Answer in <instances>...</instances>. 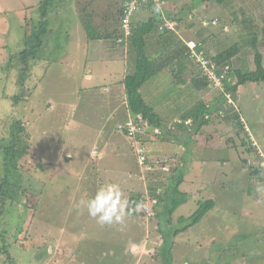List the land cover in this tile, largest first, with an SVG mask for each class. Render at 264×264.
<instances>
[{
    "label": "rangeland",
    "instance_id": "1",
    "mask_svg": "<svg viewBox=\"0 0 264 264\" xmlns=\"http://www.w3.org/2000/svg\"><path fill=\"white\" fill-rule=\"evenodd\" d=\"M40 1L42 0H0V142L8 137L11 123L19 118L23 127H26L24 134H26L25 138L29 144L25 155L19 162L20 184L10 182L5 187L0 186V192L6 191L10 194V197L3 201V196L0 193V205H7L4 216H0V234L6 231L4 237L10 244L8 251L16 264H59L58 258L61 256L65 260L61 264H70L66 261L72 259H74L72 260L73 264H159L153 260L156 247L161 244V238L156 232L157 219L153 210L150 209L151 201L145 204V213L141 217L126 215L123 222L112 225L97 223V220L91 217L87 211L88 199L95 194L100 186L117 184L124 197L128 199L125 188L144 191L150 177L147 174L146 179L141 175L133 177L131 171L136 168L137 172L135 156L127 148L123 136L114 129L117 124L115 118L108 116L107 110L112 114L120 115V96L117 97L118 102L109 99L120 90H112L105 97L101 92L105 90L100 89L101 91H96L100 100L97 96H90L84 102L88 96V90L84 89L85 87L81 89L79 84L83 83L82 77L86 73L96 72V69H99L94 70V62L100 64L95 61L94 52L101 44L85 39L84 30L81 29L82 24L79 22L80 28L76 19L78 18L76 12L82 6L64 9L60 13L63 17L59 32L62 36L61 40L67 46L65 48L69 49L65 58L67 57L66 60L70 61V65L64 66V68L56 64L50 65V62L41 59L43 53L39 51L37 58L30 61L26 77L22 80L27 91L30 89L33 91L29 100L14 104L11 99L5 98L4 94L16 92L17 88L22 89L20 81L21 69L24 68V65L19 59V51L23 46L24 35L19 28L14 27V22L24 19L27 26L30 23V31L37 27ZM63 1L69 4L72 0ZM107 1L110 0H95L89 6V9L95 12L94 21L103 23L100 28L101 33L112 32L114 29L110 24L104 23L103 8ZM240 1L230 0L229 5L240 9L241 6L237 4ZM247 1L250 2V0ZM174 2L169 4V9L172 11L173 7H176L175 13L183 7V4L188 6L202 2L210 10L209 16L215 14L220 16L218 25L215 26L217 37L219 36L221 41V44L217 46V51L234 44L240 38L247 41L248 35H246L245 28L252 25L251 21L248 19L246 23L233 25V22L227 18V14L230 13L225 9V6L219 5L215 0H174ZM243 2L245 1L243 0ZM252 4L250 11L256 20L255 23L263 28L264 0H253ZM195 11L198 10L195 9ZM52 14L51 21L57 24V13L53 12ZM141 14L136 13L135 16H141ZM236 14L241 16L239 12ZM249 15L251 14L249 13ZM66 24L67 26H65ZM64 26L71 33L70 44L63 36L66 29L63 28ZM188 27L190 26L188 25ZM106 28L107 30L104 31ZM197 28L198 25L194 24L193 29ZM183 33L186 35L184 31H177L178 35L185 38ZM72 42L74 43L72 44ZM107 42L109 44L112 41L109 39ZM261 42H264V38L261 39ZM242 44L247 52L248 49L252 50V47L246 45L245 42ZM56 48L57 44L53 47L49 45L44 50L46 53L48 51L54 53ZM83 52L87 53L86 59H84L85 55L82 58ZM121 52L127 54V48L120 49L118 53L121 54ZM60 55H64V53L56 54V56ZM211 55L213 56V53ZM106 63L109 64V70L118 71L121 68V65L115 61ZM94 78L97 83L110 81V78H101L99 75ZM175 81L171 71L163 70L146 85L144 94L148 99L157 97L154 100H160L159 92L173 87L172 83ZM263 90L257 89L260 94L255 92V84L250 83L240 87L237 95L238 100H243L245 104L248 102L246 105H249L252 111L251 125L256 129L260 140L264 138V115L261 116L260 113V111L264 113ZM205 96L210 100L214 98L212 93H206ZM36 97L41 101L35 102ZM123 99L125 101V98ZM65 101L72 103L71 109L68 108V103L62 106V102ZM260 117H263V122H260ZM221 125L217 119H212L201 132L190 136L189 142L185 143V145L188 143V146H182L180 149L181 152L191 149L188 154V159L191 160L189 169L191 171L195 169L196 173H200L198 179L187 176L188 180L181 187L183 191L188 192L189 196L195 194L193 191L196 189H201V192L206 190L207 193H204V196L214 192V188H210L209 191L207 188L209 187L208 181L215 173H210L207 170L209 164L205 168L201 165L208 158L222 159L228 158L232 154L227 147L220 145L224 143L220 138L223 136V126ZM103 126L104 130L106 127L110 130L111 136H107L106 131L101 132ZM101 140V143L104 144V156L101 159H96V156L91 155L92 158H89L90 147ZM112 143L117 147L126 148L120 152L113 145L108 150ZM169 149L167 151H179V146L173 143ZM87 160L92 162L86 163ZM213 168L218 170V166L215 164ZM2 170V161L0 160V175ZM43 171L49 175L46 179H44V174H41ZM257 186L259 188L258 183L255 187ZM215 194L220 196L222 203L220 209L243 206L242 201L238 202L240 201L239 197L228 198L220 191ZM261 196L259 193L251 201L257 212H263L260 207L264 199L260 198ZM192 201L193 197L191 202H187L179 208V212L185 215L193 212L196 205L193 206ZM11 203L14 204L11 205ZM220 209L214 207L211 210V219L214 224L220 220L221 216H224ZM231 209L232 212L235 210ZM177 213L174 214L175 217ZM226 222L230 223L227 219ZM202 224L193 230L197 231L202 227ZM231 224L233 223L231 222ZM114 227L123 228V234ZM205 228L210 227L205 226ZM220 230L222 229L216 230V236L221 240L224 235ZM188 233L194 235L193 231ZM188 236L186 235L184 239L187 240ZM228 236L224 237L225 241ZM184 239L178 240L175 250L176 264H264V244L261 243L254 245L255 248L259 247L255 257L246 256L241 259L237 256L240 260L233 262L235 256L230 252L222 253V257L219 258V255L212 254L209 248L197 249L198 245H189L188 241L186 242ZM60 241L65 242L63 247L60 246ZM195 250L196 252H194ZM29 260L30 262H28ZM0 264H6L2 254L0 255Z\"/></svg>",
    "mask_w": 264,
    "mask_h": 264
},
{
    "label": "trees",
    "instance_id": "2",
    "mask_svg": "<svg viewBox=\"0 0 264 264\" xmlns=\"http://www.w3.org/2000/svg\"><path fill=\"white\" fill-rule=\"evenodd\" d=\"M94 1L72 0L66 4L63 0H42L38 7L39 22L32 31L30 23L27 26L24 19L14 22V27L19 28L24 35L23 46L19 51V59L24 65L21 69L22 89L17 88L16 92L4 94L5 98L11 99L14 104L29 100L33 91H27L22 80L26 77L30 61L37 58L47 36L58 35L63 17L60 13L64 9L82 6L76 14L86 32V38L101 44L108 54L106 58L123 60L126 74L122 82L128 115H141L143 118V121L137 122L141 126L138 133L129 134L125 125L126 119L116 124L114 129L123 136L127 148L135 156L137 172L136 168L131 171L133 177L141 175L146 179V174L150 177L144 191L126 187L125 193H128V208L131 210V214L127 216L141 217L145 213V204L152 202L150 209L157 219L156 232L161 238L153 260L159 264H176L175 250L178 240L184 239L186 235L189 236L184 240L189 245H198L197 249L209 248L219 258L225 252L235 256L233 262L240 260L238 257H255L259 247L255 248L254 245L260 244V240L264 243V213L257 212L251 201L259 193H264V138L260 140L256 129L251 125L252 111L246 105L248 102L245 104L237 96L239 88L250 83L255 84L257 93V89H264V42H261L264 38V27L261 28L255 23L250 11L253 0L237 2L240 9L229 5L230 0H215L219 5L225 6L230 13L227 18L233 25L246 23L248 19L252 24L245 28L247 41L240 38L221 51H217L221 41L215 30L220 16L215 13L209 16L210 10L202 2L188 6L183 4L175 13L176 7L172 11L169 9V4L175 3L174 0H110L104 3V23L110 24L114 29L112 32L101 33L103 23H96L93 18L95 12L89 9ZM53 12L58 16L57 24L51 21ZM136 13L142 14L135 16ZM212 18L217 20V24H212ZM126 19L130 29L127 36L123 26ZM194 24L198 25L197 29H193ZM188 25L190 27L187 28ZM106 30L107 28L104 29ZM178 30L186 33H183L185 38L177 34ZM109 39L112 42L108 44ZM190 40L195 42V52L203 55L207 63L193 57L188 46ZM242 42L252 47V50L248 49L247 52ZM124 47L127 48V54H119V50ZM163 70L171 71L174 76L176 81L172 83L173 87L160 91V100H154L157 97L148 99L144 88ZM206 93H212L214 98L210 100L205 96ZM260 113L261 116L264 115L263 111ZM212 119H217L222 124L223 136L220 138L224 143L220 145L227 147L232 154L228 158H208L203 162L201 167L205 168L209 164L206 169L215 173L208 181L207 188V191L214 188V192L204 196L206 190L202 193L201 189H196L195 192L199 193L193 202V206H196L193 212L185 215L179 212V208L187 203L189 195L181 187L188 180L187 176L198 179L200 173L189 169L191 160L188 159V154L191 149L183 152L180 149L188 146L185 143L189 142L190 136L201 132ZM259 120L263 122V117ZM24 129L21 119H15L10 125L8 137L0 142L3 168L0 186L5 187L10 182L19 185L21 182L19 162L29 147ZM173 143L179 146V151H167ZM214 164L218 166V170H214ZM46 173H41L44 174V179L49 176ZM257 183L259 188L255 187ZM218 191L228 198L239 197L238 202L242 201L243 206L220 209V196L215 194ZM0 193L3 201L10 197L6 191ZM137 206L139 211L136 210ZM214 207H218L224 214L217 225L211 219V210ZM6 208L7 205H0V216H4ZM231 208L235 210L232 212ZM226 219L233 224L227 223ZM200 224L202 227L194 231ZM204 225L210 228H205ZM114 228L123 234V228ZM217 229H222L220 231L224 236L220 235L223 236L221 240L216 236ZM189 231H193L194 235L188 233ZM4 233L6 231L0 234L1 254L4 255L6 264H16L8 251L10 244L7 243ZM226 236L227 241L224 240ZM63 261L65 260L62 256L58 258L59 264Z\"/></svg>",
    "mask_w": 264,
    "mask_h": 264
},
{
    "label": "crops",
    "instance_id": "3",
    "mask_svg": "<svg viewBox=\"0 0 264 264\" xmlns=\"http://www.w3.org/2000/svg\"><path fill=\"white\" fill-rule=\"evenodd\" d=\"M77 21H78L79 27L81 28V26H80L81 24L79 23L78 18H77ZM81 29H83V28H81ZM83 32H85V31H83ZM83 35L85 36V33H83ZM63 36H65V38L68 39L67 40V43H68L70 41L71 33L67 30V27H66V29L63 32ZM61 39H62V36H61L60 32L58 33V35L57 34H55V35L53 34L52 37L51 36H47L46 40H44V42H43V46L41 47L40 51L43 53V56L41 57V59L43 61L50 62V65H55L56 64V65H59L60 67L64 68V66H67V65L69 66L70 65V61L66 60L67 57L65 58L66 54L69 52V49H66L67 46L65 45V43ZM85 39H86V36H85ZM55 40H57L58 42H56ZM73 43L74 42H72V44ZM55 44H57V48L55 49L54 53H52L51 51L50 52L48 51V53L45 52L44 48H48L49 45H50V47H53ZM69 44H70V42H69ZM86 44L88 45V42H86ZM65 46H66V48H65ZM64 48H65V50L63 51ZM61 53H64V55L56 56V54H61ZM94 53H95L94 56H96L95 57V61L100 63V64H97V63L94 62V70L96 68H99V69H96V72L90 71L89 73H86V75H84L82 77V82L83 83L79 84L81 89L85 87L84 89L88 90V93H87L88 96H87V98L85 99L84 102H86L90 96H92V97L97 96L99 98V100H100V96L96 93L97 90L101 91V90L104 89L105 91H101V92H102L103 96L106 97L108 92H110L112 90L119 89L120 92L119 93L116 92V95H113V97H109V99L110 100L112 99L113 101L118 102L117 97L120 96L119 97V101L121 102L120 115L112 114L109 110H107V113L110 114V115L108 114V116H113L115 118V121H116L117 124L121 123V121H123V120L125 121V119H127V117L129 116L128 115V111H127L126 96H125V93H124L125 92L124 91V85H123V82H122L124 77H125V74H126V67L124 66V62H123L122 59L111 60V58L110 59L106 58L108 56V54H107L105 48L101 47V45L98 47V50L96 52H94ZM84 55H85L84 59H86L87 53L83 52L82 53V58L84 57ZM119 58H121V57H119ZM47 59H50V60H47ZM88 59H89V57H88ZM124 60H125V58H124ZM114 61L117 64L121 65V68L118 71L109 70L110 68L108 69L109 64H107L106 62H114ZM103 64H105V65L103 66ZM44 75L46 76V73H44ZM97 75H99L101 78L108 77V78H110V81L108 83H105L103 81L97 83L96 79L94 78V76L96 77ZM123 98H125V101H124ZM39 100L40 99H38L36 97V102H38ZM69 101H71V100H69ZM66 103H68V108L71 109L72 106H73L71 102H66V101L62 102V106H65ZM116 108H117V104H116ZM102 131H104V132L106 131L107 136L108 135L111 136L110 130L107 127L104 130V126H103V128H101V132ZM112 138L114 139L115 137L113 136ZM101 142H102V140L99 143H96V144H94V145H92L90 147L89 156H88L89 158H92V156L94 155V156L97 157L96 159H101L104 156V152H103L104 144L101 143ZM113 145H114V143H112V145H109L108 150ZM114 146H115L114 148L116 150L120 151V152L123 149L126 148V147H117L116 145H114ZM87 162L90 163L92 161L91 160H87L86 163ZM99 168H101V167H99ZM101 169H103V168H101ZM193 192L195 194H192V196H189L188 199H187V202H191L192 197H193V201H192V203H193L195 201V199L197 198L199 193H197L195 191H193ZM261 195L262 196L260 198L264 199V193H261ZM259 203H260V201L258 200V204ZM260 208H262V210L264 212V201H262V206ZM222 229H224V228H222ZM226 230H227V227H226ZM64 243L65 242L60 241V246L63 247ZM259 243L264 244L262 240H260ZM67 245H69V244L67 243ZM73 263H74V261H70V264H73Z\"/></svg>",
    "mask_w": 264,
    "mask_h": 264
},
{
    "label": "clouds",
    "instance_id": "4",
    "mask_svg": "<svg viewBox=\"0 0 264 264\" xmlns=\"http://www.w3.org/2000/svg\"><path fill=\"white\" fill-rule=\"evenodd\" d=\"M212 20L216 19L212 18ZM188 43L195 42L190 40ZM86 207L88 214L101 225L121 223L126 215L131 214V210L128 208V200L124 197L122 190L117 184L100 186L95 194L88 199ZM136 210L139 211V206H137Z\"/></svg>",
    "mask_w": 264,
    "mask_h": 264
},
{
    "label": "built area",
    "instance_id": "5",
    "mask_svg": "<svg viewBox=\"0 0 264 264\" xmlns=\"http://www.w3.org/2000/svg\"><path fill=\"white\" fill-rule=\"evenodd\" d=\"M155 1H159V0H155ZM213 25H215L217 23L216 20H212L211 21ZM168 27L170 25L166 24ZM124 29H125V35H129V32H130V29H129V24H128V20L126 19L125 20V23H124ZM191 51H192V55L193 57L196 58V60L202 62V63H207V60L205 59V57L203 55H199L195 52V43H188ZM215 81H217V78H214ZM143 121V118L141 115H136L134 117H131L130 115L127 117L126 119V123L125 125L127 126V128L129 129V134H135V133H138V131H140L141 129V126L137 123V122H141Z\"/></svg>",
    "mask_w": 264,
    "mask_h": 264
}]
</instances>
